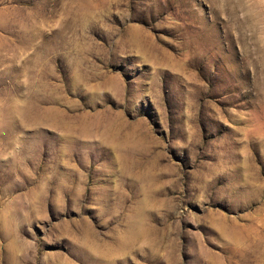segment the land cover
Masks as SVG:
<instances>
[{"label": "rangeland", "instance_id": "1", "mask_svg": "<svg viewBox=\"0 0 264 264\" xmlns=\"http://www.w3.org/2000/svg\"><path fill=\"white\" fill-rule=\"evenodd\" d=\"M0 264H264V0H0Z\"/></svg>", "mask_w": 264, "mask_h": 264}]
</instances>
